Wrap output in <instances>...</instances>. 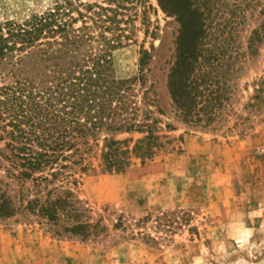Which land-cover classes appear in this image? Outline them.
I'll return each instance as SVG.
<instances>
[{"label":"rangeland","instance_id":"1","mask_svg":"<svg viewBox=\"0 0 264 264\" xmlns=\"http://www.w3.org/2000/svg\"><path fill=\"white\" fill-rule=\"evenodd\" d=\"M58 2L65 0H0V21H24ZM74 2L85 14L87 3L115 8L103 10L117 21L107 34L123 40L115 73L129 79L141 66L148 71L145 86L135 81L148 125L91 137L78 194L93 220L108 225L102 236L61 237L37 222L0 220V264H264V105H251L264 48L243 69L233 67L226 86L220 60L190 70L198 80L188 81L192 110L185 116L178 102L194 32L158 0ZM146 89L151 98H143ZM148 134L150 157H133L125 171L104 167L106 135L134 148Z\"/></svg>","mask_w":264,"mask_h":264},{"label":"trees","instance_id":"2","mask_svg":"<svg viewBox=\"0 0 264 264\" xmlns=\"http://www.w3.org/2000/svg\"><path fill=\"white\" fill-rule=\"evenodd\" d=\"M158 1L182 29L194 32L178 102L186 116L192 110L185 99L192 93L188 81L198 80L190 70L220 60L226 86L233 67L239 71L260 54L264 0ZM85 6L86 14L74 0H65L24 21H0V220L37 222L58 236L89 240L108 229L101 219L93 220L94 209L78 194L91 137L146 128L150 112L140 119L135 88L138 78L141 86L147 84L148 71L141 66L140 76L129 79L115 73L114 50L123 40L107 34L117 21L103 12L115 8ZM203 53L209 56L201 59ZM143 98H151L149 89ZM251 105H264V75L256 81ZM151 136L130 148L106 135L104 167L125 171L133 157H150Z\"/></svg>","mask_w":264,"mask_h":264}]
</instances>
